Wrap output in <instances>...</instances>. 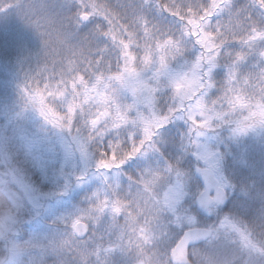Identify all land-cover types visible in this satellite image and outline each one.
I'll use <instances>...</instances> for the list:
<instances>
[{"label": "snow or ice", "instance_id": "1", "mask_svg": "<svg viewBox=\"0 0 264 264\" xmlns=\"http://www.w3.org/2000/svg\"><path fill=\"white\" fill-rule=\"evenodd\" d=\"M9 9L41 48L4 77L17 100L0 122V264H264V0ZM58 155L62 183L41 192L23 164ZM88 186L29 231L43 199Z\"/></svg>", "mask_w": 264, "mask_h": 264}, {"label": "trees", "instance_id": "2", "mask_svg": "<svg viewBox=\"0 0 264 264\" xmlns=\"http://www.w3.org/2000/svg\"><path fill=\"white\" fill-rule=\"evenodd\" d=\"M111 2L115 3L116 0H111ZM10 44H15V51L9 58ZM40 48L38 35L23 23L14 9L0 12V74H2L0 75V122H3L5 114H11L14 111L17 100L14 84H9L4 77L8 75L10 69L15 70L16 60L19 56H27L34 60ZM23 167L31 180L37 183L34 163L29 159L24 162ZM197 180L198 184H194V186L202 187L198 178ZM225 210L227 209L225 208Z\"/></svg>", "mask_w": 264, "mask_h": 264}, {"label": "rangeland", "instance_id": "3", "mask_svg": "<svg viewBox=\"0 0 264 264\" xmlns=\"http://www.w3.org/2000/svg\"><path fill=\"white\" fill-rule=\"evenodd\" d=\"M168 23H174L169 20ZM11 70V69H10ZM14 71V70H11ZM63 161L62 155H58L54 162L49 163L46 168L42 171L40 168L35 166V172L37 180L34 185L39 188L41 192H56L58 191V185L62 183V178H59L57 173L59 171L60 165ZM194 162V160H193ZM65 170L71 171V163L65 164ZM78 171V167L76 169ZM33 174V171H31ZM29 176V175H28ZM30 178V177H29ZM31 179V178H30ZM82 188H74L71 192L64 194L63 196H53L41 201L45 205L44 208L39 209V215L33 216L32 218H27L25 223L32 225V228L29 231L34 232L35 234H44L48 231L49 225L47 221L55 216L67 214L75 210L76 206L81 204L80 201L83 200L82 195H79ZM197 188L194 184L190 183V190L196 191ZM39 256H33V264H36Z\"/></svg>", "mask_w": 264, "mask_h": 264}, {"label": "clouds", "instance_id": "4", "mask_svg": "<svg viewBox=\"0 0 264 264\" xmlns=\"http://www.w3.org/2000/svg\"><path fill=\"white\" fill-rule=\"evenodd\" d=\"M90 187H91V186H88L87 188H83V189H81L79 195L86 196L88 190H90ZM84 202H85L84 200H81V201H80L81 204H83ZM194 264H195V258H194Z\"/></svg>", "mask_w": 264, "mask_h": 264}, {"label": "water", "instance_id": "5", "mask_svg": "<svg viewBox=\"0 0 264 264\" xmlns=\"http://www.w3.org/2000/svg\"><path fill=\"white\" fill-rule=\"evenodd\" d=\"M197 178L199 179V181L201 182V184L203 186V180H202V178H200V177H197Z\"/></svg>", "mask_w": 264, "mask_h": 264}]
</instances>
